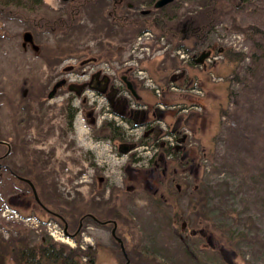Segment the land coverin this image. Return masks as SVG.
Wrapping results in <instances>:
<instances>
[{
    "label": "rangeland",
    "instance_id": "374dc122",
    "mask_svg": "<svg viewBox=\"0 0 264 264\" xmlns=\"http://www.w3.org/2000/svg\"><path fill=\"white\" fill-rule=\"evenodd\" d=\"M24 1L25 8L20 7L17 13L18 6L6 5L5 10L13 9L15 13L8 14L4 9L0 12V131L15 142L16 131L26 125L20 120L26 119L30 123L31 115L44 117L42 124L28 132L26 140L30 142L37 137L38 175L32 183L38 196L55 214L47 213L36 204L26 184L8 176L6 186L0 187V222L3 225L14 222L23 230H34V240L40 233L49 234L53 226L63 228L66 224L70 234H77L65 237L63 241H54L71 248L80 245V249L94 251V264H124L125 258L111 235L113 223L103 225L86 214L95 215L101 221L116 220L115 233L123 241L130 264H264V98L238 112L240 118H245L250 125L249 129H256L257 135L254 149L242 155L248 164L247 173L232 177L226 172L212 170V166H218L221 156L226 153L227 126L244 125L227 117L223 111H232L229 92L237 93L241 88V83L232 78L235 72L243 74L249 59L246 57L236 63L214 52L208 62V70H202L190 61H180L172 51L178 44L191 47L190 40L180 39L181 29L184 24H191L188 26L191 29L197 26L193 20L206 10L207 4L204 3L207 1L209 6H213L211 10L218 2L224 8L212 16L213 30L205 44L197 49L201 51L210 45L222 51L250 54L251 40L238 27L264 28V0H173L162 12L152 11L149 15L139 12L147 6L134 5V11L132 8L127 11L124 4L121 7L124 12H135L137 19L147 20L146 24L141 22L137 27L149 28L157 34H161L162 29L165 36L167 51L154 52L146 58L147 62H139L152 81L145 82V88L133 76L126 75L124 65H121L124 59H129L137 29L126 27L122 30L119 26L113 32V42L103 41L97 45L98 37H103L100 31L104 29L103 35L106 33L103 26H107L106 22L110 20L107 13L113 6L112 0L86 4L81 8L79 20H71L73 29L67 32L64 29L54 31L49 26H35V22L44 18H66L67 6H71L69 1ZM203 4L205 7L201 6ZM26 31L33 33L35 44L40 46L38 56L31 49L23 50L21 47L22 35ZM100 45L111 51L106 62H114L111 64L118 66L117 86H120L118 76L122 75L136 82V93L141 98L136 102L131 100L132 106L153 107L158 102L156 90L164 93L161 102L164 101L165 106L161 108L166 110V115L162 125L167 129H162L161 134L166 132L162 140L173 142L174 146L175 138L189 132L184 144L177 148V151L181 150L179 156H164L150 163L147 160L156 149L145 147L149 140L145 139L143 128L123 132L122 126L127 129L126 125L133 122L108 117L110 123L103 126H115V121L120 125L117 133L108 127L111 132L105 137L106 127L90 124L86 115L89 107H86L85 114L78 113L72 122L68 115L79 105L78 99H64L67 94L48 101L36 97L39 93L46 97L51 87L50 84L44 92L41 90L53 77L49 69L53 65L48 64L55 63L54 77H57V72L64 67L78 66L88 56L100 53ZM183 70L184 76L174 75L170 83V76ZM172 86L183 87L185 91L171 90ZM89 94L98 98L99 106L106 105L101 96H94L95 92ZM42 103L46 104L39 109ZM192 104H197V107H190ZM184 107L187 110H183ZM113 133L116 138H111ZM160 141H154L158 148ZM122 142L136 143L137 150L118 151ZM19 150L16 147L17 153L12 154L8 161L15 159L20 163ZM27 151V158L31 161V147ZM180 162L183 166L175 168ZM241 177L242 188L236 196L227 201L226 195L218 196L207 202L214 207L208 215L211 220L200 218L193 222L187 212L188 197L183 191L186 184L201 180L205 184L217 185L228 180L230 188L236 190ZM176 188L181 196L176 195ZM225 190L226 186L221 185L220 192ZM22 191L25 197L21 195ZM241 197L246 203H241ZM233 206L246 211L240 215L242 218L252 216L256 220V227L250 231L249 238L256 232L260 240H242L234 247L226 243L230 227L238 232L243 229L242 224L231 225V221L226 224V216L222 218L224 215L220 211ZM81 220L84 225L78 230ZM82 260L86 262L85 258Z\"/></svg>",
    "mask_w": 264,
    "mask_h": 264
},
{
    "label": "trees",
    "instance_id": "16d2710c",
    "mask_svg": "<svg viewBox=\"0 0 264 264\" xmlns=\"http://www.w3.org/2000/svg\"><path fill=\"white\" fill-rule=\"evenodd\" d=\"M41 0H30L31 3H39ZM126 4L134 5H144L147 6V9H150L151 12H162L164 7L155 9L154 3L156 0H121ZM248 2H252L254 0H247ZM24 0H0V12L3 10L8 14L15 13L13 9H6V6H18L16 9V13L19 11L20 7L25 8ZM98 2L97 0H74L73 4L78 5L77 14L74 16L75 20H79L81 16L82 7H84L88 3H95ZM71 4V2H69ZM204 4H207L206 7ZM201 5L204 6L206 10L202 12L200 16H198L193 22L197 23V26L194 27L195 31L191 37V47H184L181 44H178V48H183L186 51H192L196 49L199 45H204L209 33L213 30V17L217 15V11H219L223 7L221 2H218L214 8L211 10L210 8L212 4L206 1ZM124 5V4H123ZM72 6V4H71ZM73 7V6H72ZM213 7V6H212ZM73 13H71L70 5L67 6V17H55V18H44L40 19L35 23H39V26H49L54 31L59 29H64L65 32L73 29V25L71 20ZM34 20V19H33ZM68 23H71L69 25ZM133 29H137V35L142 33L145 29L149 28H140L134 27ZM240 31H242L247 38L251 40V52L250 54L245 55L241 52H232L231 50H225L222 52V56L225 59L233 62H242L246 57L249 59L248 64L245 66L244 72L242 75H239V72H235L232 80H237L241 83V88L237 93L234 91H230L229 94L232 97L233 109L232 111L226 110L223 111L227 117L234 118L235 122L243 123L244 125L235 124L234 127L227 126L226 128V137H227V149L226 153L221 156L220 161L218 162V166H212V170L216 173L226 172L232 177L242 176L247 173V161L242 157L244 153L251 152L256 145L257 142V135L254 129H249V126L245 118H240L239 110L243 109L245 106H251L253 103L257 101H262L264 98V28H259L257 26H247V27H238ZM162 33V32H161ZM136 35V33H135ZM136 35V36H137ZM180 39L183 36V33L180 34ZM135 36V37H136ZM134 37V39H135ZM174 48V49H176ZM171 53V52H170ZM169 53V54H170ZM168 58V57H167ZM193 64V62H192ZM246 104V105H244ZM197 105V104H195ZM109 124V123H108ZM109 128L112 127V132H118V129L114 126H108ZM106 126V134L105 137L110 134V130ZM114 134V135H113ZM111 135V138H115V133ZM168 145L166 148L159 147V150L165 157H172L179 156L181 150L177 151L175 146L169 145V143H165ZM159 146V144H158ZM172 159V158H170ZM152 163V160H149ZM183 166V163L175 168ZM177 170V169H176ZM20 174V173H19ZM24 175V174H23ZM177 180V179H176ZM241 182L238 181V188L233 190L231 184H229L228 180L221 181L217 185H210L205 184L203 181L199 182H192L190 184H186L185 188L183 189L184 193L188 197V214L193 218V222H197L200 218L202 219H209V212L213 210L214 207L209 206L207 204L213 198L225 197L226 201L230 200L232 196H236L237 193L241 191L243 178L241 177ZM24 183V182H23ZM179 185V184H178ZM226 186V190L220 192V187ZM27 187H30L27 185ZM30 189V188H29ZM31 191V189H30ZM179 191L176 188V195H179ZM39 195V194H38ZM182 195V194H181ZM179 195V196H181ZM33 197V196H32ZM39 199L43 206H46V203L42 201L41 197ZM241 203H246L244 197H241ZM176 198L175 201H177ZM243 206V205H242ZM47 207V206H46ZM247 209V206H243ZM97 209V208H95ZM223 213V217L226 220V224L231 221V225H238L242 224L243 229L238 231L231 230L230 233L226 238V243L230 247L238 246V244L242 240L251 239L253 242L255 239H259L255 233L249 238L250 231L256 227L255 219L252 216H240L244 211L242 208L241 210H237L234 206L230 207L229 209L226 207V210L223 209L220 211ZM226 212V215H225ZM88 218L92 219L95 222V218L99 221L100 218H97L95 215L90 216L86 214ZM187 219V218H186ZM113 221H116L112 219ZM228 220V221H227ZM107 221V220H103ZM99 223V222H98ZM64 228V226H63ZM33 231V232H32ZM32 233L34 230H23L18 227V225H14V222L6 224H2L0 222V264H94V251L88 252L86 250L80 249V245L76 248H71L65 244L58 243L54 241V239L47 233H40L39 238L34 240L32 238ZM260 240V239H259ZM121 250V249H120ZM122 253V252H121ZM86 259L84 262L82 259ZM153 263V262H147ZM153 264H156L155 262Z\"/></svg>",
    "mask_w": 264,
    "mask_h": 264
},
{
    "label": "flooded vegetation",
    "instance_id": "af4514ba",
    "mask_svg": "<svg viewBox=\"0 0 264 264\" xmlns=\"http://www.w3.org/2000/svg\"><path fill=\"white\" fill-rule=\"evenodd\" d=\"M69 2H71L73 6V7L72 6L70 7H71V13H73L72 18L74 19L75 18L74 16L77 14L76 9H78V5L72 3L74 2V0H70ZM112 3H113V6L111 10L107 13L110 20L106 22L107 26H103L105 27L107 34L105 33V35H103L104 29L100 31L101 33L100 36H103V37H100V38L98 37L97 45H99L103 41H106L107 43L113 42L114 37H115L113 35V32H116L119 26H121L123 30L126 27L134 28L137 25H139L141 22H144V24L147 23L146 19H137L135 17L136 16L135 12L134 13L124 12V9L121 8L123 7V4H125L128 7L127 11L131 10V8H132V11H134L133 10L134 7L132 4H129V3L126 4L125 2L121 0H112ZM144 10H149V12L142 14V11ZM144 10L139 11L141 15H149L151 13L150 9H144ZM155 20L156 19H154V21L152 22L154 23ZM38 24L39 23H35V26H39ZM69 25H71V23ZM189 25L184 24L183 28L181 29V33L184 34L182 38L183 39L187 38L188 40H190V44H191V37L195 30L188 27ZM147 30L152 31L156 36L157 33L151 29H145L144 32ZM161 31L163 32L162 29ZM161 38H163V41L166 43L165 36L163 33H161ZM33 40H34V36H33ZM166 45L167 44H164L163 47L167 48ZM110 46H112V44ZM21 47L23 48V50H27L28 48L31 49L34 55L36 56H38V54L40 53L39 45H38L37 50L33 49L29 44H27L26 46H23L21 44ZM106 47L107 46L103 47L100 45L99 46L100 53L88 56V58L80 62L78 66L69 65V66L64 67L62 70L59 71V73L57 72L58 74L57 77H54L56 73L55 66H54L55 63L54 64L50 63V65L48 64V66L53 65L52 67H49V69L52 70L53 77L47 82L46 87L44 86L41 90L42 92H44L45 89L48 88L50 84H51V87L48 93L46 94V97L43 96V93H39V96H36V97H41L42 100L48 101L55 97L61 96L63 94L64 95L67 94V96L64 99H69V98L78 99L79 105L73 108L72 114H69V115L67 114L68 116L71 117L72 122H74L75 118L78 116V113L81 112L82 115L85 114L84 111L87 110L86 107L90 108V110L86 114L90 120V124L92 125L98 124L99 125L98 127H106V126H103V124L110 123L111 121V119L107 120L108 117H111V118L114 117V119L120 118L122 122H130V121L133 122L132 125H126L128 127L127 129H124V126L121 125L123 128V132L124 131L126 133L128 131L134 132L135 130L143 128V132H144L143 135L147 141L149 140V143L145 145V147L147 149H151V148L156 149V151L154 150V152L150 154L151 158L148 159L147 161L148 162L149 160H152L153 162L156 160L158 161V159L160 160L161 159L160 157H164V155L163 153L160 152L159 148L155 146L156 142L154 141H158V139H161V141L159 142V147H163L166 143V141L162 140L166 132H164V135L161 134L163 132L162 129L164 130L167 129L165 127L166 125H162L164 124L163 120L166 115L165 114L166 110L164 108H161L163 107L162 105H164L163 104L164 101L161 102V100L164 98L163 97L164 93H162L160 90V94H157L158 100H156L158 102L153 107L148 106V105L141 106L138 104H133L132 106L131 100H135L136 102L138 98H141V97H140V94L136 93L137 92L136 84H135L136 82H134L133 80H130L129 77L126 75L130 74L131 76H133L134 80L139 81L142 84V86L145 88L146 84L144 85V83L146 82V79L143 76L139 75L137 71L142 68L139 67L138 63L136 64L133 61L134 60L133 54H130L129 59L127 60L124 59L123 62H121V65H124V70H125L126 75L118 76L120 86L119 85L117 86L115 82L117 80V74H118L117 67L118 66L111 64L114 62H111V61L106 62L109 56H111V53H110L111 51L108 50ZM194 50L195 51L192 50V52H190L182 48H178V49L176 48L172 51L175 54L173 55L176 56L180 61H183V62L190 61V63L193 62L195 66H200L202 70H208L207 65H208V62L211 61L210 58L213 57L214 52L215 53L217 52L216 54H221V55L223 52L222 51L223 49L215 48V46L210 47V45H207L201 51L198 50L197 48ZM181 52L184 53L183 56L180 55ZM207 52H209L210 55L204 59V62L202 64H196L195 61L198 58H200V55H202L203 53H207ZM111 70H112V74H111ZM184 73H185L184 70L177 72V73H173L170 76V83L173 82L174 77H175L174 75H176L177 77H181V76H184ZM193 77L195 79V76ZM129 86L132 87L133 91L131 90ZM172 89L173 90L180 89L182 93L185 91V88L183 87L175 88L172 86L171 90ZM190 89L195 90L194 88H190ZM90 92H95L97 94V95L96 94L94 95L95 97L101 96L105 100L106 105L104 107L102 105L99 106L98 98L97 99L93 98L89 94ZM44 104L46 103H42L39 109H42ZM190 107H197V105L192 104ZM182 109L187 110V108L185 107ZM48 111H50L49 107H48ZM35 116H37V114L31 115V118L29 120L30 123L26 119L20 120V123L25 122L26 125L24 124L25 125L24 128H21L20 131H16L15 142H13L14 141L13 138H11L10 136H7V134L0 131V187L1 188H4L6 186V180L8 176L14 177L15 179L21 182H24V184L30 186L28 183H26L21 178L29 179L31 182H33V180L38 175V165L39 164H38V157L36 154L37 152L36 150L37 149V139L36 138L37 137L35 136L34 140L30 142L26 140V136L28 132L32 129H36V127H38L39 124H42L44 122V117L42 118L41 116L40 118H38ZM113 124H115V127L119 130L118 125L120 124H118L117 121H115ZM148 126L150 127L147 128ZM168 133L170 134V131ZM171 133L175 135L174 132L171 131ZM22 137L25 139V141L22 139ZM175 139L177 142L180 141L176 145H174L175 148L177 149L178 147L184 144V142L187 139V134H183V136L179 138H175ZM135 144L122 142L118 145V151L125 152L123 151L124 148H127L126 151L137 150V147ZM16 147L20 149L19 155L21 154V156L18 159L20 163H17L15 159H11L10 161H8L9 157L11 158L12 154L17 153ZM28 147H31V150H32L31 151L32 154L30 157L31 161H29L27 158L28 157V151H27ZM156 152L159 154L157 155ZM21 193H23L21 195H24V191H22ZM31 193H32V190H31ZM19 197L23 199L25 195L24 197L23 196H19ZM33 199H34V196H33ZM36 204L38 203L36 202ZM40 207L51 215L55 214L53 211H51L46 206H40ZM60 219L62 218L60 217ZM83 225H84L83 221L81 220L80 227L78 228V230L81 229ZM68 234L71 237H73L77 234V232L75 234H70L68 232Z\"/></svg>",
    "mask_w": 264,
    "mask_h": 264
},
{
    "label": "built area",
    "instance_id": "2783aa9c",
    "mask_svg": "<svg viewBox=\"0 0 264 264\" xmlns=\"http://www.w3.org/2000/svg\"><path fill=\"white\" fill-rule=\"evenodd\" d=\"M164 44L165 42L163 41V38H161V36H155V34L150 30H147L145 32L143 31L136 36L135 41L130 48L129 54H133V61L136 64H139V62L146 60V58H150L154 54V52H164L167 49L166 47H163ZM183 54L184 53L181 52L180 55L183 56ZM137 71L139 75L143 76L146 79V84L152 82L142 69H139ZM156 92L157 94H160L159 89H157ZM185 133L188 134L189 132L186 131ZM48 233L54 240L57 241H63L65 237H68L65 234L64 230L57 226H53Z\"/></svg>",
    "mask_w": 264,
    "mask_h": 264
},
{
    "label": "water",
    "instance_id": "95a60500",
    "mask_svg": "<svg viewBox=\"0 0 264 264\" xmlns=\"http://www.w3.org/2000/svg\"><path fill=\"white\" fill-rule=\"evenodd\" d=\"M60 1L68 2L70 0H60ZM172 1L173 0H156V2L154 3V8L155 9L162 8V7L166 6L167 4L171 3ZM148 12H149V10H144V11H142V14H145V13H148ZM22 39H23V42H22V45L23 46H26L27 44H29L33 49H36L37 50L38 45L35 44V42L33 40V35H32L31 32H29V31L24 32L23 35H22ZM209 55H210L209 52L203 53L202 55H200V58H198L195 61V63L196 64H202L204 62V59L207 58ZM129 87L133 91L132 87L131 86H129ZM126 150H127V148H124L123 151H126ZM21 179L24 180L26 183H28L30 185V188L32 190V193H33V196H34L35 201L40 206H43V204L41 203V201L39 199V196H38V193H37V190H36L34 184L29 179H25V178H21ZM95 220L98 221L99 223H102L103 225L109 224V222H112L113 223V227H112V230H111V235L116 240V242H118L119 245H120L121 251H122L123 256L125 258V263L124 264H130V260H129L128 256H127L126 251H125V247H124L123 241L115 233V231H116V222L115 221H110V220H107V221H99L96 218H95ZM64 231H65V233H68V231H67V225L66 224H65V227H64ZM148 264H153V263H148Z\"/></svg>",
    "mask_w": 264,
    "mask_h": 264
},
{
    "label": "crops",
    "instance_id": "0c3cea01",
    "mask_svg": "<svg viewBox=\"0 0 264 264\" xmlns=\"http://www.w3.org/2000/svg\"><path fill=\"white\" fill-rule=\"evenodd\" d=\"M141 97V96H140Z\"/></svg>",
    "mask_w": 264,
    "mask_h": 264
}]
</instances>
